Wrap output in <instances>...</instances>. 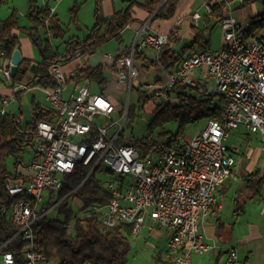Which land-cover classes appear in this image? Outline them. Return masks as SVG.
Returning <instances> with one entry per match:
<instances>
[{
    "label": "built area",
    "instance_id": "2783aa9c",
    "mask_svg": "<svg viewBox=\"0 0 264 264\" xmlns=\"http://www.w3.org/2000/svg\"><path fill=\"white\" fill-rule=\"evenodd\" d=\"M211 2L202 0L200 8L209 11ZM242 3L243 0H225L218 48L190 52L173 70L165 71L158 82L142 80L141 90H152V95L161 97V101H172L168 92L176 84L193 87L199 94L215 93L225 98L219 119L205 120L179 148H166L145 158L132 140L117 141L127 127L128 105L116 109L102 92H94L87 80L64 96L68 75L59 61L47 65L54 86L12 82L11 57L4 56L0 37V88L9 90L0 92V114L6 112L8 99L34 85L40 86L49 108L48 119L34 121V159L21 166L17 180L6 185L12 198L9 213L16 232L1 247L15 236L24 244L19 255L5 250L0 264H46L45 255L37 248L34 224L54 207L56 203L42 211L48 195L60 189L64 176L77 163L91 164L90 172L97 168L109 172L104 184L111 196L103 205L92 207L100 211L103 225L127 224L133 234H138L148 218L150 226L170 231L166 252L172 264H190L192 254L214 251L224 253L223 264H240L236 248L205 240L200 222L214 207L215 192L234 166L233 154L238 149L224 143L230 132L240 126L259 132L264 152V27L248 34L247 24L241 25L233 13L234 6ZM50 10L53 12V8ZM200 15L199 10L191 14L194 24ZM169 43V34L150 29L147 22L136 29L135 40L117 59V76L128 94L132 80L138 76L136 53L146 49L159 52ZM80 56L75 51L69 60ZM73 75L74 69L70 71ZM115 111L121 116L117 120L103 124L95 119H112ZM65 225L71 228L70 222Z\"/></svg>",
    "mask_w": 264,
    "mask_h": 264
},
{
    "label": "trees",
    "instance_id": "16d2710c",
    "mask_svg": "<svg viewBox=\"0 0 264 264\" xmlns=\"http://www.w3.org/2000/svg\"><path fill=\"white\" fill-rule=\"evenodd\" d=\"M5 1L0 0V6ZM102 1L95 0V23L88 35L83 39L69 38L65 42L64 52L60 53L49 40L50 37L64 38L65 31L57 16L47 5H37L35 0H29L27 16L31 25L26 32L29 37H35L32 42L36 45L40 55L33 76L36 84L55 85L47 74L49 63L59 61L63 65L69 61L70 54L75 51L80 52L81 56L88 55L94 53L98 46L112 37L119 40L120 31L124 26L128 22L135 21L132 16L134 8L142 9L148 14L149 24L157 19L168 20L173 17L179 0H121L125 6L113 10L110 15H104L100 10ZM247 1L251 0H243L241 5ZM225 9V0H212L209 11L202 10L198 24L193 23L194 37L191 43L182 47L180 51L164 46L156 52L155 57L149 59L147 65L161 67L170 72L186 56L185 48L188 50L207 48L209 39H205V32H210L213 26L219 24ZM212 22H214L213 26ZM39 27H43L45 34L49 36L41 39L38 34ZM247 27L248 34L264 27V9L252 17ZM19 29L21 27L18 24L15 10H12L7 18L0 19V37L4 41L6 58H10L13 51L20 48L19 36L15 32ZM178 31L179 26L176 25L169 33L170 41H177ZM143 51L137 52L135 58L144 60L146 56H143ZM122 55L123 53H120L115 57L111 69L118 71L117 59ZM31 61V59L23 58L12 82L21 81L20 76ZM105 68L102 65L76 67L75 75L68 76L67 81L70 79L76 82L91 81L102 92L107 80L104 74ZM136 90L138 102L141 105L155 98L141 89L136 88ZM168 94L173 95L176 101L155 102L151 119L147 125V133L133 140L142 158L166 148H179L185 137L186 125L209 118L219 119L221 107L225 102L221 94H199L195 88L183 84H176ZM31 108V121L25 124L21 123V112L0 114V255L7 249L19 255L24 244L18 236H15L9 244L1 247L3 242L16 232L9 213L12 198L8 196L6 185L18 179L17 168L23 166V148L27 144L32 145V140L36 139L34 121L49 118L44 111L36 115L39 109L38 104L31 102ZM134 115V108L128 104L127 127H131ZM172 121L177 123L174 132L166 129V125ZM124 130L121 131L118 142L125 141ZM9 157L12 159L13 170L8 168L7 159ZM90 170L91 164L77 163L74 170L64 176L60 189L50 193L42 207L43 211L56 203L51 209H55L56 214L50 216L49 211L51 210H49L34 224L37 248L45 255L46 264L50 261L56 264H127L130 250L129 238L134 234L127 224L105 226L100 222V211L92 207L103 205L110 198L111 194L104 184L105 179L110 175L105 169L97 168L92 172ZM96 172L105 175L106 178L99 177ZM257 174L258 170H254L246 177V189L253 193L258 192L261 185V178L258 180L253 178ZM67 222L71 223L69 229L65 225Z\"/></svg>",
    "mask_w": 264,
    "mask_h": 264
},
{
    "label": "crops",
    "instance_id": "0c3cea01",
    "mask_svg": "<svg viewBox=\"0 0 264 264\" xmlns=\"http://www.w3.org/2000/svg\"><path fill=\"white\" fill-rule=\"evenodd\" d=\"M197 4L198 5L194 3V0H179L173 17H171L168 20L157 19L153 22H150L149 24H148V20H149L148 14L142 9L134 8L132 10V16L133 18H135V21L128 22L127 24L130 25L129 27L124 26V28L120 31V39L118 40L112 37L100 45V47H107L108 43H110L111 41L114 40L118 41V45L115 53L106 51L102 55L97 54L95 56L89 57L87 59V63L81 66H96V65L105 66L106 67L105 70L108 69L111 73H113V77L116 79L117 84L123 90L126 91L127 89L125 88V85L119 82L117 71L111 69V66L115 61V57L120 53H124L125 50L129 46H131V44L135 40L136 29L137 30L140 29L144 25V23L147 22L148 27L150 29L160 33L169 34L170 31L177 25L179 26V31L177 33V41L175 42L170 41L168 47L172 48L174 51H180L182 47L189 45L193 40L194 29H193V22L191 20V14L196 10L199 11L201 10L200 8L201 2L199 1ZM113 10L114 9L112 8L111 10L103 14L110 15L113 12ZM53 13L55 14L54 9H53ZM236 18L238 19V15L236 16ZM213 23L214 22L211 23L212 26ZM213 28L214 26L211 28V30ZM15 32L17 33V31ZM210 32L209 31L205 32V39L210 38ZM70 38H77V37H70ZM24 40L26 42L27 47L26 46L22 47L20 43L19 49L21 51L23 58L31 59L30 49H31L32 39L28 36V38ZM198 49L195 48L188 50L187 48H185L184 49V51H186L185 55H188L190 52ZM205 49H209V46L207 45V48ZM155 54L156 51L151 49H146L143 51V56H146L144 60L135 58V65L138 68V76H136L132 81V85L134 84L133 86L135 89L136 88L141 89L140 85L142 80L158 82L160 79L164 77L165 70L163 68L155 67L154 65H149V66L147 65L149 64L148 63L149 59L155 57ZM80 58L81 56L74 60H69L63 64V70L66 71L68 76H70V71L72 69H74L75 71V68L79 67ZM89 82L91 85V89L94 92H100L99 90L93 89V86L95 87L97 86L96 84H93V82L91 81ZM81 83L82 82H76L75 80L72 79L68 80L67 83L65 84L63 95L64 96L69 95ZM7 91L9 92L8 87L0 88V92L7 93ZM35 91L41 92L43 94L39 85H34L30 89L25 91V94L30 100L29 112L32 109L31 102H33L34 104L39 105L38 114L41 111H44L45 114H47L46 116H49L48 105L41 104V102L38 101L37 99L38 96L36 97V93H34ZM22 93L23 92H21L20 94L18 93V96H15V98L17 99L20 98ZM102 93L111 100V102L115 105L116 109H119L118 103L113 97V93H108L105 89H103ZM170 97H172L173 102L176 101L174 96L171 95ZM152 109L149 110L152 111ZM20 115L22 121L21 123L23 124V114L20 113ZM245 130L248 129L245 128ZM237 149H238L237 152L234 153L233 155L238 154L237 155L238 161L243 162L246 158L251 157L250 156L251 148H248L247 150L246 149L240 150V148L237 147ZM259 150L261 152L260 148ZM33 154L34 155L32 156L31 160L34 159L35 153ZM240 156H243L244 160H242L241 159L242 157ZM259 157L260 156L258 153L249 164H246L244 174L236 175L234 172V166L232 167L230 176L224 179L220 188L215 192L214 207L212 208L210 213H208L200 222V229L205 234V240L207 242L214 241L223 247L236 248L240 259V264H264V164L262 166L258 165L259 164L258 162L260 160ZM17 169L20 171L21 167ZM254 170H258V174L255 175L253 178L255 180L261 178L260 188L258 189V192L255 193L246 189L247 186L246 177ZM149 221L150 219L147 218L142 230L138 234L142 233V231H146V234L148 235L151 234L157 237L158 239H161L164 233L167 232L166 234L168 235L167 236L168 237L167 241H168L170 237V231L165 228L152 229L154 227L150 226L152 222ZM163 230H165V232H163ZM167 241L165 242L163 250L160 249L157 250V257L155 264H172L170 260V256L166 252ZM223 262H224V253L214 251L211 254L209 253L192 254L190 264H223Z\"/></svg>",
    "mask_w": 264,
    "mask_h": 264
},
{
    "label": "rangeland",
    "instance_id": "374dc122",
    "mask_svg": "<svg viewBox=\"0 0 264 264\" xmlns=\"http://www.w3.org/2000/svg\"><path fill=\"white\" fill-rule=\"evenodd\" d=\"M105 1V0H104ZM101 2L100 10L103 13L111 10H118L125 6L121 0H106L105 2ZM202 2V0H194V3L198 5V2ZM28 3L29 0H6L0 6V19H5L11 13L12 10H15L17 21L21 29L17 31V34L20 39V43L22 47L26 46V42L24 39L28 38V33L26 32L27 29L31 25V21L29 20L28 14ZM37 5H47L49 8H53L55 15L58 18L59 23L64 28V38H56L50 37L49 40L51 44L54 46L58 52L63 53L65 50V42L69 40L70 37H77L79 39L85 38L92 26L95 23V7L96 2L95 0H35ZM233 13L234 15H238V22L241 25H245L246 23L250 22L253 15L259 14L264 9V0H251L245 2L243 5L234 6ZM202 11V9L200 10ZM38 34L41 39L48 37L44 32L43 27H39ZM209 37V36H208ZM32 39V37H30ZM222 40V29L220 25L214 26V28L210 32L209 38V49H216L219 47ZM31 42V41H30ZM185 42V41H184ZM183 42V43H184ZM118 45V41L114 40L108 43L107 47H98L93 54H85L82 55L80 58L79 67L87 63V59L89 57L95 56L97 54H103L106 51H110L115 53L116 48ZM30 49V47H29ZM30 58L32 59L28 68L24 71V73L20 76L21 82H32L36 83L33 80V76L35 74V68L37 62L40 60V55L36 45L32 42L31 49H30ZM94 63V62H93ZM95 64V63H94ZM105 76L107 77V83L104 85V89L108 93H113V97L118 103L119 109H122L128 104L134 108L135 115L133 116V121L131 127H127L124 130L125 138L129 140H134L141 138L143 135L147 133V125L151 119L152 106L154 103L160 102L161 97H155L154 99L146 102L145 104L141 105L138 102V92L134 88V84L131 86L129 94L127 91L123 90L116 82V79L113 77V73H111L108 69L104 71ZM133 81V80H132ZM94 90H99V87L93 86ZM36 93V97L38 96V101L41 104H46L47 102L44 98V94L41 92H34ZM146 94L152 95V90H146ZM8 105L6 106V112L10 113H18L21 112L23 114V124L31 121V114L29 112L30 109V100L25 94L22 93L20 98L8 99ZM173 102V99L172 101ZM121 116L119 112L115 111L112 114V119L110 118H102L101 116H95V119L102 122H109L112 120H117ZM205 123V120L196 121L194 123H189L186 125L184 129V139H188L191 135L197 132ZM177 128V123L172 121L166 125V129L170 131H175ZM227 147L233 149L234 147H239L240 150L251 148L250 151V158H246L244 160L243 156L241 159L244 160L238 161V154L234 155L235 163H234V172L236 175H241L245 173L246 164H249L252 159L259 153V166L264 164V152L259 150L261 146V135L259 132H251L245 130L242 126L237 129H233L230 132V136L224 141ZM37 144V139L32 140V145L27 144L24 146L23 151V165L29 164L31 158L34 153V147ZM261 149V148H260ZM263 152V153H262ZM8 168L13 170L12 168V159L9 157L7 159ZM105 166V165H104ZM99 174V177L106 178L105 175ZM56 214V210L53 209L49 211L50 216H54ZM151 222V220L149 221ZM152 229H160L157 226H153ZM165 232V230H163ZM167 232L164 233L161 239L157 237L146 234V231H142L140 234L132 235L130 239V250L127 256V264H155L156 257H157V250H163L165 242L167 241ZM211 254V253H209ZM47 264H56L54 261H50Z\"/></svg>",
    "mask_w": 264,
    "mask_h": 264
},
{
    "label": "water",
    "instance_id": "95a60500",
    "mask_svg": "<svg viewBox=\"0 0 264 264\" xmlns=\"http://www.w3.org/2000/svg\"><path fill=\"white\" fill-rule=\"evenodd\" d=\"M34 36L32 37V40H34ZM38 44V41H37ZM23 57L21 54V51L19 48H16L12 55H11V76L14 77L17 74L18 71V67L20 66V64L22 63ZM38 114V112H36V115Z\"/></svg>",
    "mask_w": 264,
    "mask_h": 264
}]
</instances>
